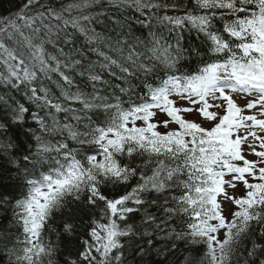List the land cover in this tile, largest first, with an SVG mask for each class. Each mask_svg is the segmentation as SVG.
<instances>
[{"label":"snow or ice","instance_id":"1","mask_svg":"<svg viewBox=\"0 0 264 264\" xmlns=\"http://www.w3.org/2000/svg\"><path fill=\"white\" fill-rule=\"evenodd\" d=\"M133 24L150 39L132 35ZM185 30L204 37V51L183 47ZM185 54L196 70L179 66ZM139 74L143 93L131 83ZM106 76L127 85H116L127 104L99 94ZM0 90V133L16 130L0 151L25 189L12 206L19 233L4 229L8 264H55L59 244L44 233L57 212L77 244L63 264L162 256L160 233L203 244L201 264H264V0H24L0 17ZM133 178L123 195L102 191ZM83 216L81 238L74 221Z\"/></svg>","mask_w":264,"mask_h":264},{"label":"trees","instance_id":"2","mask_svg":"<svg viewBox=\"0 0 264 264\" xmlns=\"http://www.w3.org/2000/svg\"><path fill=\"white\" fill-rule=\"evenodd\" d=\"M169 4H178L184 5L187 7L192 6V0H166ZM24 0H0V17H10L13 16L14 13L18 12L19 9L23 6ZM114 11V10H113ZM160 15L163 12L159 13ZM169 15L183 14L182 12H168ZM117 15H120L117 13ZM124 15H129V12H124ZM132 16H138V13L131 12ZM222 26V22H216V27L219 29ZM99 30V27H98ZM127 31V29H125ZM153 31L157 32L158 35L163 36L165 39L169 38V32L167 27L163 25H157L155 21H153ZM131 34L137 37H140L141 40H145L148 37V30L141 29L139 25L133 24L131 28ZM172 36L175 34L172 33ZM183 40L181 41L183 47L187 49H200L204 51L206 45L204 43V37L197 33L195 30H185L183 33ZM150 39V37H148ZM170 43H174V40H169ZM199 60L195 56L185 54V57L180 62V67L183 68L184 71H194L198 67ZM163 75L162 73L160 74ZM55 79V77H54ZM105 79L109 80V84L105 86H101L99 88L100 95H120L122 99L128 102V96L119 92V89L116 88V85H120L122 87H127V85L118 79L105 77ZM145 79L143 74H139V79H132L131 83L135 86V93H143L146 89L143 87L142 81ZM149 83L158 84L159 79H157L154 75L147 77ZM77 83L80 84L82 88L86 91H91L90 86H88L84 81H82L79 77H77ZM53 90L57 91L54 86ZM2 92V90H0ZM135 93L132 96V99H135ZM126 106V105H125ZM61 118H63V114H61ZM102 114H96L93 116L94 120H103ZM29 123H32L29 121ZM35 127V125H33ZM15 129H12L8 132L7 135L0 133V144L4 143L8 139L14 138ZM21 140L24 139L23 136L20 137ZM32 144H35V141H32ZM10 152H14V149H10ZM137 163L140 162L139 158L136 160ZM15 166L9 165L6 162V156L3 151H0V177H3V184L0 185V192L4 193L3 196H0V264H8L6 256L3 253L4 247V229H8L12 234L16 235L19 233V227L14 226L12 221V206L15 203L16 199L22 198V195L25 189L21 184H18L15 181ZM11 169V171H9ZM135 184V178L131 181L129 185H117L115 187L108 186L102 191L105 195H108L109 198L116 197L119 195H123L126 191H130L131 187ZM7 199L9 203L4 204L3 200ZM94 212H98V209L93 210ZM226 215H229L225 213ZM91 215V213L89 214ZM68 216L61 214L59 212L54 213L52 219L48 222L45 228V238L50 240L54 245L59 244L58 252L53 258L55 264H63L64 259L67 255V251L69 248L77 247L75 241H70L69 238L63 234V224L66 220H68ZM89 220V216H83L82 219H76L74 223L76 224V234L83 238L84 234L87 231V223ZM135 223H139L140 217L137 215L135 218ZM183 225H177V231L182 229ZM259 236V233H256V236L253 239H256ZM257 242H261L257 240ZM246 247L251 248V243L249 241L245 242ZM155 247L163 248L165 254L162 256H158L153 252L149 256H145L143 259L140 257H136L132 259L129 257V264H201V260L203 258L205 252V246L203 244L200 245H191L188 244L184 240L175 239L173 235L170 238L165 237V233H160L159 237L155 241ZM243 250V249H242ZM264 258V257H262ZM233 264H235V259L233 260Z\"/></svg>","mask_w":264,"mask_h":264},{"label":"rangeland","instance_id":"3","mask_svg":"<svg viewBox=\"0 0 264 264\" xmlns=\"http://www.w3.org/2000/svg\"><path fill=\"white\" fill-rule=\"evenodd\" d=\"M243 95H244L243 93L233 94L234 99H236V100H237V103H238L239 105H241V106H243V105L245 104V102H246L245 99H244V96H243ZM253 95H255V94H253ZM252 111H255V110H252ZM245 114H250V113H248V112L246 111ZM158 118L162 119V118H165V117H164L163 115H159ZM173 127H174V126H173ZM161 131H164V129L161 128ZM248 158H249V159H254V157H252V156H249ZM243 192H244V190H243V186L241 185V186H239L238 189H237V194H239V195H243ZM230 207H231L230 205H226V206H225V212H226L227 214H229V215H230V211H229Z\"/></svg>","mask_w":264,"mask_h":264},{"label":"bare ground","instance_id":"4","mask_svg":"<svg viewBox=\"0 0 264 264\" xmlns=\"http://www.w3.org/2000/svg\"><path fill=\"white\" fill-rule=\"evenodd\" d=\"M103 119H104V118H103ZM110 198H113V197L110 196Z\"/></svg>","mask_w":264,"mask_h":264}]
</instances>
